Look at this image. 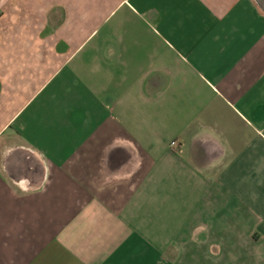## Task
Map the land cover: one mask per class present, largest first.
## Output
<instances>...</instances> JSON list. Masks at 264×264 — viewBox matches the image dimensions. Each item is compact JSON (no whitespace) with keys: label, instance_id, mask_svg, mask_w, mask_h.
<instances>
[{"label":"crops","instance_id":"crops-1","mask_svg":"<svg viewBox=\"0 0 264 264\" xmlns=\"http://www.w3.org/2000/svg\"><path fill=\"white\" fill-rule=\"evenodd\" d=\"M0 264H264L252 0H0Z\"/></svg>","mask_w":264,"mask_h":264},{"label":"water","instance_id":"water-1","mask_svg":"<svg viewBox=\"0 0 264 264\" xmlns=\"http://www.w3.org/2000/svg\"><path fill=\"white\" fill-rule=\"evenodd\" d=\"M254 2V4L256 5V7L258 8V10L264 14V0H252Z\"/></svg>","mask_w":264,"mask_h":264},{"label":"built area","instance_id":"built-area-1","mask_svg":"<svg viewBox=\"0 0 264 264\" xmlns=\"http://www.w3.org/2000/svg\"><path fill=\"white\" fill-rule=\"evenodd\" d=\"M175 145H176L175 142L170 143V147H175Z\"/></svg>","mask_w":264,"mask_h":264}]
</instances>
